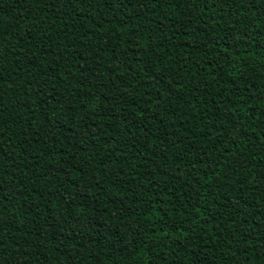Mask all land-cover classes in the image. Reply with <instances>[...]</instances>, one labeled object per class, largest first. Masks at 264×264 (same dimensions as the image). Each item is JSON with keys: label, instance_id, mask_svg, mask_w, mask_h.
<instances>
[{"label": "trees", "instance_id": "trees-1", "mask_svg": "<svg viewBox=\"0 0 264 264\" xmlns=\"http://www.w3.org/2000/svg\"><path fill=\"white\" fill-rule=\"evenodd\" d=\"M0 264H264V0H0Z\"/></svg>", "mask_w": 264, "mask_h": 264}]
</instances>
